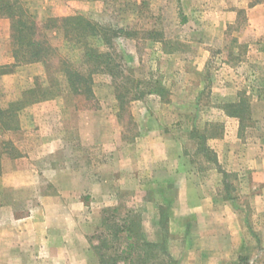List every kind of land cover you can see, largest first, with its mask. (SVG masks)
<instances>
[{
  "label": "rangeland",
  "instance_id": "rangeland-1",
  "mask_svg": "<svg viewBox=\"0 0 264 264\" xmlns=\"http://www.w3.org/2000/svg\"><path fill=\"white\" fill-rule=\"evenodd\" d=\"M1 1L0 15L8 10L1 8ZM4 1L14 2L13 12L22 14L23 9L32 14L51 48L43 59L16 62L12 28L8 40L0 37V58L4 59L0 64L1 225H7L4 205L13 209L15 217L31 210L36 215L42 198L55 196L64 181L53 176L54 164L68 167L70 159L85 155L75 142L79 136L74 123L81 108L118 109L128 141L145 137L156 121H173L176 126L167 133L178 138L185 154L194 156L193 165L198 162L203 167L206 164L198 158H208L198 151V139L191 138L195 127L211 135L206 141L210 148L209 140L223 136L225 126L234 122L231 118L240 123V138L264 136V30L257 28L264 23V0H75L79 8L67 15L41 13L38 4L43 0ZM63 1L44 3L53 7ZM233 11L237 16L232 22L223 18ZM78 15L104 26V32L83 37L78 31L69 32L62 19ZM88 47L108 51L109 66L119 64L120 69L93 73L94 98L74 93L63 72L65 61L80 67ZM147 87L161 89L156 94L163 100L147 94L142 101L133 102ZM235 103L242 105L239 116L231 114ZM60 137L66 141L63 147L56 142ZM222 174L227 189L223 195H233L230 183L235 175L226 170ZM131 207L120 205L116 219H123ZM90 212L84 207L83 220H90ZM144 218L141 215L139 223L147 238L153 231L145 233ZM0 246V264H22L9 260V249ZM30 248L29 256L41 254L35 244ZM113 251L109 248L105 252ZM13 253L20 255L19 250ZM172 259L171 264H180ZM26 262L36 264L33 257Z\"/></svg>",
  "mask_w": 264,
  "mask_h": 264
},
{
  "label": "crops",
  "instance_id": "crops-1",
  "mask_svg": "<svg viewBox=\"0 0 264 264\" xmlns=\"http://www.w3.org/2000/svg\"><path fill=\"white\" fill-rule=\"evenodd\" d=\"M44 1L38 4L41 13L67 15L79 8L75 0L53 7ZM235 16L233 11L223 18L232 22ZM257 28L264 30V23ZM10 34L11 21L0 17V37L8 40ZM3 61L0 58V64ZM148 95L163 100L161 94ZM96 108L76 112L75 142L85 155L70 159L68 167L54 164L53 176L64 179L55 196L42 198L36 215L31 210L15 217L13 209L3 206L7 225L0 223L6 235L0 234V245L9 249V260L26 264L33 257L36 264H101L89 239L102 225L101 212L109 206L131 205L145 217V233L153 231L147 240L162 242L168 230L167 249L180 264H264V136L240 138V123L231 118L234 122L225 126L223 136L209 140L217 162L198 158L206 164L203 167L197 160L193 165L194 156L185 154L178 138L167 133L175 128L173 121L155 120L145 137L128 141L118 109ZM56 142L66 144L63 137ZM222 170L235 175L230 183L233 195H223L227 189ZM160 205L169 209L166 229L159 223ZM84 207L92 211L89 221L82 218ZM32 244L41 249L40 255L29 256ZM18 250L17 256L13 252Z\"/></svg>",
  "mask_w": 264,
  "mask_h": 264
},
{
  "label": "trees",
  "instance_id": "trees-1",
  "mask_svg": "<svg viewBox=\"0 0 264 264\" xmlns=\"http://www.w3.org/2000/svg\"><path fill=\"white\" fill-rule=\"evenodd\" d=\"M1 8L7 7V12L4 11L0 17L5 16L11 20L12 34L11 38L14 44V57L16 62H30L43 59L48 56L49 48L51 46L47 43V37L42 36L40 27L35 17L27 10L22 9V14L19 12L11 11L14 8V2L1 1ZM20 15V16H19ZM67 26V30L79 32V37L84 35H98L104 32V26L99 23H92L88 18L81 15L68 16L62 19ZM30 33H27L25 30ZM103 30V31H102ZM40 35V36H39ZM106 35V34H105ZM108 39L105 36V40ZM86 51L80 67H75L69 63L63 62V72L70 89L74 93L85 94L88 98H94L95 93L92 87L93 73L102 71L105 68L114 72L119 69V64L109 66L111 59L109 52H98L96 48H89ZM89 63V64H87ZM121 65V64H120ZM117 73H114V75ZM49 88V87H48ZM148 89L140 91L133 98L143 99L147 94L160 93L161 89L157 87H147ZM32 89L28 93H32ZM122 98L119 95V98ZM26 103L28 102L25 100ZM234 108L231 112L232 115L239 116L242 110L241 103L232 105ZM191 138L198 139V151H203L208 159L217 162L216 153L207 145L206 141L211 135L201 132L196 127L190 132ZM212 156V157H211ZM214 156V157H213ZM119 207L105 208L103 210L102 225L94 235L89 237L95 252L99 256L101 264H169L173 263L166 244V237L169 235L168 227L169 222V209L160 207V225L165 230L162 242H152L144 238L142 227L139 223L141 214L132 210L125 213L123 219H116V213ZM109 215V216H106ZM122 221V223H120ZM124 235L125 246H122V238ZM98 240V244L94 243ZM112 248L113 253L105 252L107 249ZM240 264H242L240 262Z\"/></svg>",
  "mask_w": 264,
  "mask_h": 264
}]
</instances>
